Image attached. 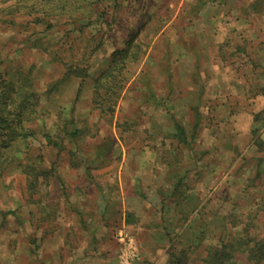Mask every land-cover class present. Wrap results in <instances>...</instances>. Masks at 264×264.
Returning <instances> with one entry per match:
<instances>
[{
    "label": "rangeland",
    "instance_id": "374dc122",
    "mask_svg": "<svg viewBox=\"0 0 264 264\" xmlns=\"http://www.w3.org/2000/svg\"><path fill=\"white\" fill-rule=\"evenodd\" d=\"M131 37L140 60L129 66L115 113L102 117L91 105L94 81ZM38 40L47 51L33 48ZM79 67L85 80L62 81ZM6 72L16 86L24 77L32 81L45 114L29 126V160L18 155L10 169L0 166V264H38L39 229L46 223L53 230L63 209L79 216L67 224L83 227L96 208L81 211L71 197L95 198L103 190L98 183L115 181L120 165L128 180L159 178L167 214L179 216L170 242L182 264H202L203 250L224 232L239 238L245 227L264 239V152L252 137L256 129L264 141V120L253 125L251 117L264 109V0H0V81ZM217 75L221 86L230 79L240 91L214 95ZM221 103L228 119L215 109ZM82 127L99 135L72 142L69 133ZM48 136L62 148L50 147ZM42 156L61 184L50 180L32 198L20 165ZM186 229L189 244L177 247Z\"/></svg>",
    "mask_w": 264,
    "mask_h": 264
},
{
    "label": "crops",
    "instance_id": "0c3cea01",
    "mask_svg": "<svg viewBox=\"0 0 264 264\" xmlns=\"http://www.w3.org/2000/svg\"><path fill=\"white\" fill-rule=\"evenodd\" d=\"M208 5L203 6L205 10ZM199 15L202 24V13L200 12ZM177 16L178 13L167 24V27L176 21ZM207 29L208 27L205 25L202 27V34H199L203 59L205 56L208 57L205 51L207 47L205 30ZM218 75L213 77V83H211L214 95L240 91L239 85L232 84L233 81L230 79H227L228 84L221 86L218 83ZM223 75L224 73L221 74V76ZM215 109L222 119H228L230 116L229 107L225 103H221ZM256 112L258 111L255 109L254 113ZM251 117L252 123L255 125L253 116ZM242 134L248 135L250 131H244ZM127 168L125 165L118 167L115 181L101 180L98 185L100 184L103 190L98 192L95 198L79 193L71 197L72 207L76 206L81 211L90 207L96 208L97 213L94 216L86 217L83 227H79L75 221L67 224V220L69 221L71 218L73 220L77 216L71 209H63V212L59 211L56 215L53 230L50 231V225L46 223L39 229L40 260L38 264H119L117 235L122 230L135 236L140 248V263L168 264L173 251L170 236L179 231L177 230L179 216L176 214L171 217L167 214L168 208H164V204L169 203L166 201V197L160 193L162 184L159 178L150 181L144 177L128 180L125 178ZM154 168L159 170L161 166L148 167L146 172L154 171ZM262 168L264 172V165ZM138 171H142V169H138L136 172ZM65 182L74 184V181L66 180ZM110 186H113V190ZM201 188L202 184H199V189L201 190ZM69 217L71 218L69 219ZM188 229L180 233L181 238L177 247L181 248L189 244L188 242L183 243V241L185 242L183 236L190 235ZM23 246L30 247V241L23 242ZM29 263L31 264V261Z\"/></svg>",
    "mask_w": 264,
    "mask_h": 264
},
{
    "label": "trees",
    "instance_id": "16d2710c",
    "mask_svg": "<svg viewBox=\"0 0 264 264\" xmlns=\"http://www.w3.org/2000/svg\"><path fill=\"white\" fill-rule=\"evenodd\" d=\"M33 48L47 51L41 40H38ZM139 60L140 45L136 43L135 37H131L124 48L116 50L111 55L108 67L95 79L91 105L102 117L115 113L122 94L130 82L129 66ZM5 75L8 76L9 73L3 74L0 81V166L7 169L16 162L18 155L23 160H29L28 154L31 148L27 141L34 135L29 126L45 113L41 96L36 87L33 88V83L29 81L28 77L23 76L20 86H16L12 80L6 79ZM20 75L22 76V74ZM73 75L82 81L89 76L86 70L79 67L72 73H66L62 81ZM60 84L61 82L57 81L52 88H48L47 92L56 91ZM260 93L264 96V88L260 90ZM263 120L264 109L254 116L255 123ZM98 135L99 129L92 132L91 128L82 127L69 133V138L78 144L86 138H95ZM252 137L255 139L254 145L259 151L264 152V141L256 129L252 132ZM48 144L54 149L62 148V144L56 142L55 137L48 136ZM70 154L76 156L74 152H70ZM42 164H44L43 156L20 165L26 176V184L33 191L32 198L34 196L40 198L41 189L50 180L61 184L60 179L53 175L52 170L46 169ZM34 203L39 204V199ZM38 215L40 216V214ZM42 220L48 221L50 219L43 217ZM239 225L237 223L233 226ZM244 233L243 237L238 238L224 232L222 236H219L216 245L206 246L203 250L202 264H239L240 262L242 264H264V239L253 237L250 230L245 227ZM185 253L184 250H181L180 255H186ZM181 260L179 255L171 253L168 264H182Z\"/></svg>",
    "mask_w": 264,
    "mask_h": 264
},
{
    "label": "built area",
    "instance_id": "2783aa9c",
    "mask_svg": "<svg viewBox=\"0 0 264 264\" xmlns=\"http://www.w3.org/2000/svg\"><path fill=\"white\" fill-rule=\"evenodd\" d=\"M117 238L120 244L119 264H139L140 248L136 238L124 231H120Z\"/></svg>",
    "mask_w": 264,
    "mask_h": 264
}]
</instances>
